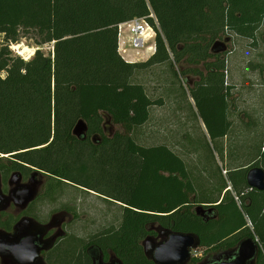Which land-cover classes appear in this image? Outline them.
I'll return each instance as SVG.
<instances>
[{
  "label": "trees",
  "instance_id": "16d2710c",
  "mask_svg": "<svg viewBox=\"0 0 264 264\" xmlns=\"http://www.w3.org/2000/svg\"><path fill=\"white\" fill-rule=\"evenodd\" d=\"M142 18L156 28L157 51L128 63L118 52V25ZM263 20L264 0H0V36L8 44L0 49V172H42L55 198L66 183L122 204L112 241L125 246L126 264H150L141 242L153 228L195 234L197 252L206 253L257 238V264H264V192L246 194V169L230 176L234 195L202 201L218 204L216 219L205 224L185 162L167 146L143 147L133 138L158 104L136 77L164 64H184L179 75L199 79L191 90L196 109L212 139L226 138L232 89L226 60L212 48L230 32L254 40ZM31 31L38 48L54 44L53 51L38 49L28 61L13 56L10 46ZM79 121L88 126L86 140L73 134ZM116 126L123 132H111ZM261 157L264 169V151Z\"/></svg>",
  "mask_w": 264,
  "mask_h": 264
},
{
  "label": "rangeland",
  "instance_id": "374dc122",
  "mask_svg": "<svg viewBox=\"0 0 264 264\" xmlns=\"http://www.w3.org/2000/svg\"><path fill=\"white\" fill-rule=\"evenodd\" d=\"M229 34L231 41L227 44L228 51L222 54V58L227 65L226 85L232 89L228 105L232 127L225 139H212L199 112L198 119L193 114L196 103L191 90L199 79L179 75L181 68L186 65L157 66L139 73L135 80L145 84L147 94L158 104L150 108L149 121L135 128L134 140L143 147L167 146L178 155L185 162L199 203L221 200L225 194L224 186L230 187V193L234 195L235 189L230 181L232 172L246 169L257 162L258 165H263L264 20L254 40L238 37L231 32ZM4 38L0 36V49L8 45ZM39 41L36 32L24 33L20 44L10 46V50L13 56L27 61L32 59L38 49L49 55L54 44L38 48ZM148 57L143 52L134 59L145 62ZM201 69L206 73L202 67ZM187 118L190 121L187 122ZM116 131L123 132L119 126L114 127L111 132ZM5 163L9 167L12 165L9 157ZM44 191L45 188L42 189V195ZM61 206H72L80 218L87 216L86 222L77 226L86 228L88 234L107 227H119L123 220L122 206L66 183L62 184L59 198L51 200L43 197L35 202L33 214L40 220H45Z\"/></svg>",
  "mask_w": 264,
  "mask_h": 264
},
{
  "label": "flooded vegetation",
  "instance_id": "af4514ba",
  "mask_svg": "<svg viewBox=\"0 0 264 264\" xmlns=\"http://www.w3.org/2000/svg\"><path fill=\"white\" fill-rule=\"evenodd\" d=\"M261 160H263V158H261ZM255 168L263 169V165L260 166L257 162L247 167L246 181L248 173ZM35 173H38L36 180L42 184L36 200L25 207L11 201L5 210L0 211V264H126L125 246L114 245L112 241V238L119 232L121 225L115 228L113 226L107 227L102 231L88 234L86 233V228L83 229L77 226L79 223H85L87 216H81L80 218L77 211L73 209L72 206H61L45 220H40L36 214H33L35 202L41 198L45 197L55 200L60 197L57 196L55 198L49 195V177L44 175V173L39 171L29 172L16 170L0 172V199L3 200L8 198L10 192L16 189L17 185L10 184L13 175H19L21 178L19 185L21 187L29 184ZM43 188H45V191L42 195L41 192ZM21 191H23V189ZM86 191L123 207L122 204L106 199L98 193L89 190ZM227 191L230 192V189H225V194H223L221 200H223ZM253 192L259 191L249 187L246 194H251ZM246 194H244V196H246ZM248 202L251 205L250 199ZM216 203L201 204L203 210L198 217L201 218L205 224L211 219H216L217 212L214 209L215 206L218 205ZM237 204L241 207V200L240 204L238 202ZM19 225L22 226L19 227ZM248 227L252 228V225L249 223ZM159 230L162 229L153 228L152 232H154L155 235H149L141 242L144 256L150 264L155 263L146 257L143 243L147 238L156 239L158 243ZM248 238L253 237H247L245 239ZM255 240L258 241V244L260 243L257 238H255ZM22 247L26 250V257L23 258L24 256L22 254H18V257H16L14 254L15 249ZM236 249L237 248L221 253L196 251L193 257L198 256L201 258L198 264H209L214 260L224 258L226 253L229 254ZM33 255H35V260H32ZM258 258L259 253L256 264ZM191 264H193L192 261Z\"/></svg>",
  "mask_w": 264,
  "mask_h": 264
},
{
  "label": "water",
  "instance_id": "95a60500",
  "mask_svg": "<svg viewBox=\"0 0 264 264\" xmlns=\"http://www.w3.org/2000/svg\"><path fill=\"white\" fill-rule=\"evenodd\" d=\"M230 41L231 38L216 42L212 48V53L215 55L226 53L228 51L227 44ZM73 134L79 140H86L88 137L87 124L84 121H79L74 128ZM37 176L38 173H35L29 184L20 187L21 178L18 174L13 175L10 184L17 185V187L10 192L8 198L0 199V211L5 210L11 201L19 203L23 207L35 201L42 185L36 180ZM247 183L250 188L264 192V170L262 168L252 169L248 173ZM22 189L23 191H21ZM202 210V206L197 207L196 215L200 216ZM21 226L19 225V227ZM158 232V243L153 238H147L143 243L145 255L149 260L155 264H191L194 253L201 246V240L197 235L173 232L168 229H162ZM258 253V241L254 238H248L243 240L234 252L226 253L224 258L214 260L209 264H256ZM14 254L16 257H18V254H22L23 258H25L26 250L23 247L16 248Z\"/></svg>",
  "mask_w": 264,
  "mask_h": 264
},
{
  "label": "built area",
  "instance_id": "2783aa9c",
  "mask_svg": "<svg viewBox=\"0 0 264 264\" xmlns=\"http://www.w3.org/2000/svg\"><path fill=\"white\" fill-rule=\"evenodd\" d=\"M150 18L154 19L159 27L156 17L151 15ZM156 38V28L149 23L148 18L122 23L118 25V52L128 63L136 62L134 57L143 52L148 54L150 59L157 51ZM235 199L240 204L239 197L235 196Z\"/></svg>",
  "mask_w": 264,
  "mask_h": 264
},
{
  "label": "crops",
  "instance_id": "0c3cea01",
  "mask_svg": "<svg viewBox=\"0 0 264 264\" xmlns=\"http://www.w3.org/2000/svg\"><path fill=\"white\" fill-rule=\"evenodd\" d=\"M148 60V59H147ZM147 60H145V62L147 61ZM133 63H139V61H136V62H133ZM144 86H145V84H143ZM146 87V86H145ZM197 110L195 109V110H193V114L197 117V119H198V115H197ZM150 116H151V112H150ZM186 121L188 122V121H190V119L189 118H187L186 119ZM225 139V138H224ZM222 150H223V146H222ZM223 153H224V151H223ZM228 189H230V187H227V190ZM224 191V193H225V189L223 190ZM206 203H208V202H202L201 204H206Z\"/></svg>",
  "mask_w": 264,
  "mask_h": 264
},
{
  "label": "clouds",
  "instance_id": "9594fccd",
  "mask_svg": "<svg viewBox=\"0 0 264 264\" xmlns=\"http://www.w3.org/2000/svg\"><path fill=\"white\" fill-rule=\"evenodd\" d=\"M32 260H35V255H33Z\"/></svg>",
  "mask_w": 264,
  "mask_h": 264
}]
</instances>
